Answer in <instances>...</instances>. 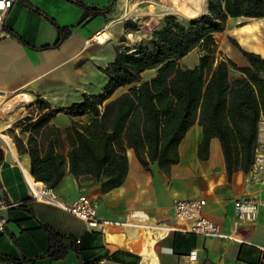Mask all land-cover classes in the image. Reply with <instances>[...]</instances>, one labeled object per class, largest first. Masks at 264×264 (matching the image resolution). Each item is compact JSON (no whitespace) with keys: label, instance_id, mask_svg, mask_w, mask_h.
Returning <instances> with one entry per match:
<instances>
[{"label":"crops","instance_id":"obj_1","mask_svg":"<svg viewBox=\"0 0 264 264\" xmlns=\"http://www.w3.org/2000/svg\"><path fill=\"white\" fill-rule=\"evenodd\" d=\"M124 1L115 0L108 11L83 19L81 3L105 9L109 0H14L0 24V93L12 99L25 95L29 100L16 104L10 113L0 114V198L21 201L0 210V217L7 218L5 229L0 230V264H83L94 259H98L95 264H264V207L259 206L252 221L238 219L234 209V201L240 196L264 197V181L247 183V172L241 169L229 174L217 136L210 138L207 155L201 157L198 146L203 131L198 118L177 145L179 160L168 169L156 162L148 168L155 204L142 207L152 208L163 227L113 225L104 233L89 234L86 223L70 211L31 197L29 180L35 177L30 157L28 152L18 150L14 136L25 143L31 133L29 124L44 113L61 109L39 131L46 124L58 127L64 150L69 149L65 129L87 121L90 116L72 115L65 109L82 101L85 93L103 91L107 77L101 68L114 59L116 45L137 44L132 42L137 36L122 19ZM134 8L131 6L128 13L134 15ZM57 25L70 29L58 43ZM101 30L108 33L106 40H89ZM129 34L131 43L127 39ZM121 36L126 38L125 42ZM213 36L218 59L248 65L240 50L227 40L228 36L244 49L264 55V17H228L225 29ZM108 44L112 47L111 54L102 51ZM191 54L195 58L185 63ZM200 55L201 50L195 47L179 59V64L193 67ZM154 73V69H147L142 77L146 79ZM127 89V85L119 86L106 101ZM38 99L48 106L40 108ZM260 129L264 130V119L258 123L256 140L260 137L261 142L257 150L264 149V132L259 135ZM55 137L51 134L47 140ZM126 154L129 161L137 159L132 148ZM54 189L66 201L77 192L86 193L97 200L101 215H121L131 204L129 193L121 185L103 193L88 176L77 178L69 171ZM176 197L205 199L203 214L226 236L168 229L177 226L171 210ZM48 228L75 238L81 248L79 254L67 248L61 257L46 255Z\"/></svg>","mask_w":264,"mask_h":264},{"label":"trees","instance_id":"obj_2","mask_svg":"<svg viewBox=\"0 0 264 264\" xmlns=\"http://www.w3.org/2000/svg\"><path fill=\"white\" fill-rule=\"evenodd\" d=\"M114 1L109 0L105 9L80 2L84 8L82 18L108 11ZM237 16L264 17V0H207V10L196 17L168 13L144 42L116 45L114 59L101 68L107 77L103 91L85 93L82 101L65 109L72 115L90 116L65 129L70 145L67 151L59 139L58 127L46 124L39 131L61 109L44 113L29 124L31 133L25 143L14 136L18 150L29 154L35 179L55 188L69 171L77 178L88 176L99 184L101 192H107L125 177L128 148L146 168L154 162L163 169L176 163L177 145L197 118L203 131L199 155H207L210 138L217 136L228 173L249 171L258 123L264 119V55L244 49L229 36L248 65L218 59L213 36L225 29L228 17ZM57 29L56 43L70 32L59 25ZM195 47L201 50L198 64L182 67L179 59ZM147 69L155 73L144 79L142 72ZM123 85L128 86L126 91L106 101ZM37 102L40 108L48 106L44 100ZM51 134L56 137L47 140ZM48 231L46 255L58 258L67 248L79 254L81 248L75 238ZM95 263L98 259L83 261Z\"/></svg>","mask_w":264,"mask_h":264},{"label":"built area","instance_id":"obj_3","mask_svg":"<svg viewBox=\"0 0 264 264\" xmlns=\"http://www.w3.org/2000/svg\"><path fill=\"white\" fill-rule=\"evenodd\" d=\"M13 2L14 0H0V24L3 23ZM101 31L95 33L89 40L101 41L97 37ZM19 102L27 103L29 100L26 99L25 95H21V97L17 99H12L4 95V93H0V114L10 113L12 108ZM262 132H264V130L260 129L258 132L259 135ZM255 141V154L245 178L247 183L264 181V149H256L261 142L260 137H258V141L256 139ZM29 184L32 198L53 203L70 211L86 223L88 232L104 233L108 226L113 225L147 228L163 227L162 222L157 218L156 214L154 213L153 215L151 212L152 208L142 207L144 204H147L148 207H153L155 203L152 199L153 191L150 171L137 159L132 161L128 160L127 171L120 184L124 187V190L126 189L127 193H129L131 204H128L127 207L124 208V213L118 216L99 214L97 211V200L84 192H77L69 201H66L54 188L41 181L30 178ZM20 203L21 201L0 198V210L13 207ZM204 204L205 199L202 198H174L171 210L177 226L168 227V229L174 228L180 231L202 235L226 236L217 224L205 217L203 214ZM259 206L264 207V197L243 195L234 201L235 214L240 220H254ZM6 225L7 218L1 216L0 230H4Z\"/></svg>","mask_w":264,"mask_h":264},{"label":"rangeland","instance_id":"obj_4","mask_svg":"<svg viewBox=\"0 0 264 264\" xmlns=\"http://www.w3.org/2000/svg\"><path fill=\"white\" fill-rule=\"evenodd\" d=\"M123 4L124 7L122 8V19L124 20L125 26L131 28L132 30L131 33H133V35L135 34V37L137 36L135 40L133 39L132 41L133 43L144 42L145 40H147L148 37L150 36L151 31L159 25L163 16L168 13H175L176 15L184 18H192L204 13L207 10V0H206L205 8L194 16H189L184 11L181 12L168 8L169 6L163 4L162 0H125ZM131 6H135L133 11V13H135L134 15L128 13L129 8ZM135 31L136 33H134ZM131 35L132 34H129V38H127L128 42L130 43H131L130 39H132ZM125 40L126 38L124 36H121V41L125 42ZM227 40H229V36L227 37ZM102 51L111 54L112 52L111 45L110 44L105 45L102 48ZM194 58H195V54H191L184 60V62L189 63ZM96 84H98V81H96Z\"/></svg>","mask_w":264,"mask_h":264},{"label":"bare ground","instance_id":"obj_5","mask_svg":"<svg viewBox=\"0 0 264 264\" xmlns=\"http://www.w3.org/2000/svg\"><path fill=\"white\" fill-rule=\"evenodd\" d=\"M162 3L168 5V8L181 12L184 11L189 16H194L205 8L206 0H162ZM108 36L106 31H101L97 35L101 41L106 40Z\"/></svg>","mask_w":264,"mask_h":264}]
</instances>
